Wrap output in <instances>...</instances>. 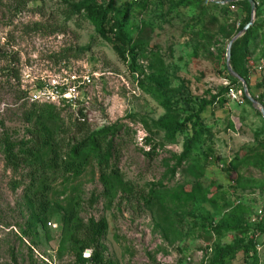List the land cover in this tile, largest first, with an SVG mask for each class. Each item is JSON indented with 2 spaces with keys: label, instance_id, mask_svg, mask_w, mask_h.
I'll return each mask as SVG.
<instances>
[{
  "label": "rangeland",
  "instance_id": "1",
  "mask_svg": "<svg viewBox=\"0 0 264 264\" xmlns=\"http://www.w3.org/2000/svg\"><path fill=\"white\" fill-rule=\"evenodd\" d=\"M89 1L0 0V264H77L72 218L106 222L101 264H211L218 248L235 251L228 264H264L259 109L232 88L224 107L203 114L206 161L176 163L189 129L172 143L154 129L168 114L162 101L209 100L229 86L231 40L248 95L264 93V0H252L249 21L246 0H97L112 3L138 49L126 63L88 22L63 20L66 3ZM85 77L91 85L80 86ZM56 84L79 85V101L26 100ZM104 128L115 134L118 178L102 176L95 155L71 154ZM39 138L41 152L9 163L7 146L26 155Z\"/></svg>",
  "mask_w": 264,
  "mask_h": 264
},
{
  "label": "trees",
  "instance_id": "2",
  "mask_svg": "<svg viewBox=\"0 0 264 264\" xmlns=\"http://www.w3.org/2000/svg\"><path fill=\"white\" fill-rule=\"evenodd\" d=\"M248 9V21L250 20V7L245 1ZM61 16L65 22L72 21L73 19H82L88 22L95 31V34L103 41L113 43L112 50L117 55L119 60L126 63L128 59H133L136 55V48L129 47L127 42L125 32L123 30V21L121 17L115 16L113 14L112 3L108 2L106 4L98 3L97 0H91L83 4H72L66 3L61 9ZM247 21V22H248ZM247 24V23H246ZM244 27H241L242 30ZM249 31H247V34ZM241 58L238 59L233 52H231V67L234 73L238 74V77L242 79L246 86L248 84V72L246 69H242L238 72V67L241 64ZM132 61V60H131ZM132 63V62H131ZM132 67V64L129 65ZM226 72V69H225ZM226 78L229 81V86L223 88L217 96L210 97L209 100H204L202 98H192L187 94L185 96H180V98H174L171 100H164L161 103V107L165 110L167 114L166 117L158 121L154 125L156 132L164 134V137L169 142H174V140L180 134L190 130V137L187 139L183 152L178 159H176L177 164H181L184 161H198L202 159L207 160V154L203 151L206 144L207 134L209 129L206 127L202 120V115L208 110L220 109L225 106L226 98L229 96L232 88H236L235 91L242 93L243 102L250 106V102L245 98L242 91V85L239 81L231 75L226 74ZM179 97V96H178ZM257 101L264 109V93H262L257 98H253ZM34 104V103H33ZM46 107L48 105H38V107ZM34 107V106H32ZM37 108V107H36ZM35 108V109H36ZM182 115V120L179 121L177 118H173V115ZM79 115L82 117V110L79 109ZM82 121V120H81ZM84 126V122H81ZM112 128H104L101 131L87 136L84 142L72 149L71 154L74 158L78 157L83 153H88L89 155H95L98 161V167L100 174L106 176L107 178H118L119 173L116 168V164H112L111 160L114 158L115 149L113 146L112 138L115 135L112 132ZM44 147V141L39 138L37 144H33L31 148H28L26 155L21 156L13 154V147L7 146V160L13 166L26 164L33 158L34 151L39 153ZM45 208H42L41 221L44 220L45 216L43 212ZM40 212V213H41ZM45 221V220H44ZM71 223V235L70 241L72 246L75 248L74 258L77 264H101L102 254L104 248L101 244V240L107 230V224L103 220L94 221L90 219L86 224L81 221L70 220ZM45 225V224H44ZM212 229V228H211ZM86 250L90 251V256L87 259L82 258V253ZM254 250L251 248L250 252ZM235 251L233 249H221L218 248L215 253V258L211 264H228L231 255ZM248 253L249 251L246 250Z\"/></svg>",
  "mask_w": 264,
  "mask_h": 264
},
{
  "label": "built area",
  "instance_id": "3",
  "mask_svg": "<svg viewBox=\"0 0 264 264\" xmlns=\"http://www.w3.org/2000/svg\"><path fill=\"white\" fill-rule=\"evenodd\" d=\"M136 1V0H134ZM262 69V66L259 68ZM91 85L89 77L83 78L80 86ZM79 85H54L51 87H42L36 91L27 94L26 100L31 104L40 105H59L65 104L73 106L79 101ZM260 215V212H259Z\"/></svg>",
  "mask_w": 264,
  "mask_h": 264
},
{
  "label": "water",
  "instance_id": "4",
  "mask_svg": "<svg viewBox=\"0 0 264 264\" xmlns=\"http://www.w3.org/2000/svg\"><path fill=\"white\" fill-rule=\"evenodd\" d=\"M206 1L212 2V0H206ZM246 2L249 4L251 13H253V11H254V3L252 2V0H246ZM220 4H223V3H220ZM250 26H251V23H249L247 26H245L242 29V32L245 33ZM233 43H234V40H231L229 42V44L227 46V50H226V56L225 57H226V68H227V71L230 73L231 76H234L238 81L241 82L243 95L252 104V106H255V107H257L259 109L260 115L264 119V110H263V108H261L259 106V104L251 96L248 95L247 86H246L245 82L231 71L230 58H231V47H232Z\"/></svg>",
  "mask_w": 264,
  "mask_h": 264
}]
</instances>
